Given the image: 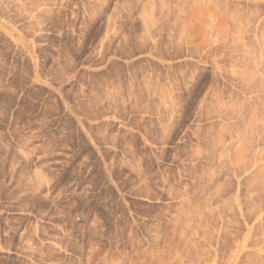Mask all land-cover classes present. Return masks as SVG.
Instances as JSON below:
<instances>
[{
  "label": "rangeland",
  "instance_id": "rangeland-1",
  "mask_svg": "<svg viewBox=\"0 0 264 264\" xmlns=\"http://www.w3.org/2000/svg\"><path fill=\"white\" fill-rule=\"evenodd\" d=\"M0 264H264V0H0Z\"/></svg>",
  "mask_w": 264,
  "mask_h": 264
}]
</instances>
